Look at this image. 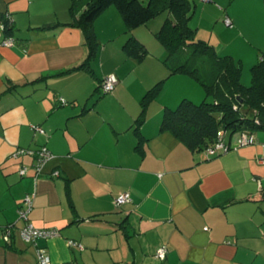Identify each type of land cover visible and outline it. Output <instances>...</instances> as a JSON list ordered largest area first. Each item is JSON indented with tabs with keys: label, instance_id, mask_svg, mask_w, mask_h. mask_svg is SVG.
I'll use <instances>...</instances> for the list:
<instances>
[{
	"label": "crops",
	"instance_id": "obj_1",
	"mask_svg": "<svg viewBox=\"0 0 264 264\" xmlns=\"http://www.w3.org/2000/svg\"><path fill=\"white\" fill-rule=\"evenodd\" d=\"M189 1L187 41L198 37L232 56L247 78L264 54V0ZM70 6L0 0V264H38L37 247L52 264H264V132L246 146L230 134L232 148L210 155L213 144L191 149L162 129L167 108L206 96L194 77L165 63L158 32L171 15L162 0L132 30L115 6L105 9L93 24V72H67L89 54L82 28L63 26ZM7 15L12 33L3 28ZM48 24L56 26L41 29ZM130 37L144 45L142 59L125 49ZM112 73L115 90H98ZM44 146L53 157L38 171L34 152ZM124 191L131 201L117 206ZM27 195L33 206L24 219ZM27 222L59 235L27 242ZM162 245L168 253L159 259Z\"/></svg>",
	"mask_w": 264,
	"mask_h": 264
},
{
	"label": "trees",
	"instance_id": "obj_2",
	"mask_svg": "<svg viewBox=\"0 0 264 264\" xmlns=\"http://www.w3.org/2000/svg\"><path fill=\"white\" fill-rule=\"evenodd\" d=\"M162 1L171 15L158 32V39L168 52L165 63L171 73L194 77L202 84L206 94L200 104L183 99L177 108H167L163 115L162 129L174 133L191 149L214 144L221 129L231 135L241 131H264V54L251 68L250 84H243L240 62L229 55L220 56L204 40L194 37L187 41L189 33L193 32L188 25L190 1ZM110 6L120 11L128 30L149 22L161 7L159 0H148L147 4L142 0H71L72 22L63 26L82 28L89 54L82 65L67 72L83 69L93 72L90 62L98 48L93 24ZM3 26L4 31L12 33L14 22L10 24L6 17ZM54 26L56 24H48L41 29ZM143 46L138 39L130 37L124 47L130 56L142 59L146 54ZM103 81L98 90L111 93L103 91ZM209 97L211 101H208Z\"/></svg>",
	"mask_w": 264,
	"mask_h": 264
},
{
	"label": "built area",
	"instance_id": "obj_3",
	"mask_svg": "<svg viewBox=\"0 0 264 264\" xmlns=\"http://www.w3.org/2000/svg\"><path fill=\"white\" fill-rule=\"evenodd\" d=\"M205 1H209V0H205ZM7 19L9 20L10 24L13 23V18L11 16L7 15ZM225 22L228 25L232 24L231 19L228 17L225 19ZM4 43L6 45H11L13 42L11 39H7ZM117 83H118L117 76L113 73L109 74L108 76L105 77L103 81L102 89L104 92H112L115 89ZM33 128L42 134L46 133L45 129H43L38 125H33ZM227 133L228 132H226L223 129H221L218 132V136L215 143L212 146L208 147L207 149L210 155H217L220 153L228 152L232 148L228 143L225 142ZM238 133H239L238 142H237L238 146L252 145L256 142L252 132L241 131ZM20 152H24V151L22 150ZM34 154L36 155L38 160V163L36 164L38 171L49 159L53 157L52 153L46 146L39 148L37 151L34 152ZM20 174L25 175L26 168L21 169ZM53 175L58 176L59 172L54 171ZM129 201H131L130 191L121 192L115 198V204L117 206L123 205ZM32 206H33V197L31 195H27L23 201V208L20 209L21 218L28 219V213L32 209ZM10 231L11 230L9 229L6 233L7 238L11 233ZM20 235L25 241L36 244L39 239H49L59 235V231L53 228H38L31 222H27L20 229ZM70 243L76 244L74 241H71ZM167 253H168V246L162 245L158 249L156 256L159 259H164ZM37 255H38V264H52L51 258L48 254L46 247H37Z\"/></svg>",
	"mask_w": 264,
	"mask_h": 264
},
{
	"label": "rangeland",
	"instance_id": "obj_4",
	"mask_svg": "<svg viewBox=\"0 0 264 264\" xmlns=\"http://www.w3.org/2000/svg\"><path fill=\"white\" fill-rule=\"evenodd\" d=\"M146 4H147V2H145ZM235 3H238V1H236ZM198 19V18H197ZM197 19L196 20H194V24L196 25L197 24ZM197 39H200V40H203V39H201V38H198L197 37ZM244 40V39H243ZM205 41V40H204ZM207 42V41H206ZM240 42V41H239ZM244 42H246L245 40H244ZM208 43V42H207ZM246 43H249L248 41L246 42ZM209 44V43H208ZM210 45V44H209ZM243 45V44H242ZM236 49H237V47H236ZM242 52H245V51H243V49H242V51H240V52H238V54H240V53H242ZM223 55L224 54H226V53H222ZM250 70H251V68H250ZM242 82H243V84H245V85H249L250 84V82H251V73H247V78H246V73L244 74V71L242 70ZM200 88V87H199ZM194 95H196V94H194ZM193 96V95H192ZM197 96V97H196ZM194 98H195V102H197V104H200L204 99H202L203 97H200L199 96V94H197ZM205 98V97H204ZM212 99L209 97L208 98V101H211ZM264 131L263 130H259V131H255V132H253V134H254V137H255V139H257V135L258 134H260V133H263ZM229 135H230V133H227V139L229 138ZM235 136H237V134L236 133H234L233 134V137L235 138Z\"/></svg>",
	"mask_w": 264,
	"mask_h": 264
}]
</instances>
